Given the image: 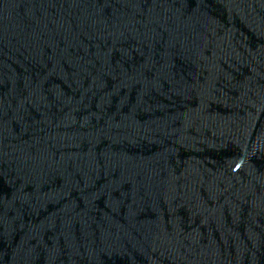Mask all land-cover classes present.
<instances>
[{"label":"water","instance_id":"water-1","mask_svg":"<svg viewBox=\"0 0 264 264\" xmlns=\"http://www.w3.org/2000/svg\"><path fill=\"white\" fill-rule=\"evenodd\" d=\"M0 264H264V0H0Z\"/></svg>","mask_w":264,"mask_h":264}]
</instances>
